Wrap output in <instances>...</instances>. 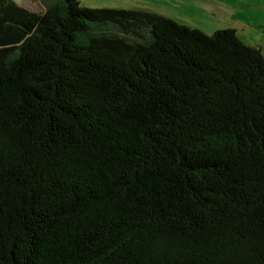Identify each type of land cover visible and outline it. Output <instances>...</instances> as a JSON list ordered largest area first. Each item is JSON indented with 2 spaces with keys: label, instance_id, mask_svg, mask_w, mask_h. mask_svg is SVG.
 Returning <instances> with one entry per match:
<instances>
[{
  "label": "trees",
  "instance_id": "16d2710c",
  "mask_svg": "<svg viewBox=\"0 0 264 264\" xmlns=\"http://www.w3.org/2000/svg\"><path fill=\"white\" fill-rule=\"evenodd\" d=\"M0 264H264L262 49L0 0Z\"/></svg>",
  "mask_w": 264,
  "mask_h": 264
},
{
  "label": "rangeland",
  "instance_id": "374dc122",
  "mask_svg": "<svg viewBox=\"0 0 264 264\" xmlns=\"http://www.w3.org/2000/svg\"><path fill=\"white\" fill-rule=\"evenodd\" d=\"M41 13L49 0H13ZM89 8L149 10L212 34L234 28L246 43L264 54V0H80Z\"/></svg>",
  "mask_w": 264,
  "mask_h": 264
}]
</instances>
